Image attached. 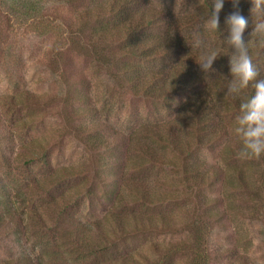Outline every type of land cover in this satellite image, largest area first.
Wrapping results in <instances>:
<instances>
[{
  "label": "rangeland",
  "instance_id": "374dc122",
  "mask_svg": "<svg viewBox=\"0 0 264 264\" xmlns=\"http://www.w3.org/2000/svg\"><path fill=\"white\" fill-rule=\"evenodd\" d=\"M29 1L34 4L36 19L41 20L39 28L28 12L14 14L18 0H0V207L8 211L9 202L18 213H27L46 205L48 197L35 196L33 183L45 180L53 169L68 167L76 176L51 191L54 196L65 195L67 200L59 203L70 201L71 218L64 221V229L82 227L118 207L117 211L123 210L130 218L133 213L152 220L163 218L155 231H137L124 239L119 248L127 255L157 260L155 245L165 248L190 237L195 242L192 250L169 255V264H264V159L226 156L225 143H240L233 132L235 117L224 118L229 133L222 137V149L197 152L200 160L207 158V166L222 171V181L204 182L192 190H186L181 169L176 167L179 158L168 148L156 145L162 163L156 165H144L138 153L126 147L117 146L119 152L93 149L84 130L89 123L103 124L106 143H114L118 131L143 142L141 125L160 126L175 114L150 99L131 97L120 87L125 77L113 66L122 63L119 56L107 68L80 49L78 38L89 41V31L82 35L78 24L66 31L64 23L76 22L84 6L82 0L72 4L70 0ZM148 1L169 8L172 17L179 18L180 30L174 34L187 43L184 62L198 56L205 42L199 49L192 43L196 32L205 35L202 24L207 17L202 0ZM177 59L180 56L134 63L143 71L156 70L175 66ZM197 71L207 74L199 65ZM89 111L93 116L86 114ZM180 133L192 142L195 139L194 133L179 129ZM114 160L119 163L114 165ZM234 167L243 172L245 182L237 177ZM133 180L150 192L152 200L146 206L139 202L126 205L134 186L127 191L126 183ZM201 193L206 195L204 202H200ZM162 195L169 199L158 204ZM122 197L126 203H120ZM206 200L211 201V208ZM201 215L211 216L205 225L196 223L202 221ZM12 229V224L1 229L6 245H0V259L5 258V248L12 247V242L26 238L13 234ZM56 240L53 233H38L28 239L27 250L52 264L82 263L74 262L75 256L59 248Z\"/></svg>",
  "mask_w": 264,
  "mask_h": 264
},
{
  "label": "trees",
  "instance_id": "16d2710c",
  "mask_svg": "<svg viewBox=\"0 0 264 264\" xmlns=\"http://www.w3.org/2000/svg\"><path fill=\"white\" fill-rule=\"evenodd\" d=\"M76 1L70 0L69 3ZM82 1L84 6L76 22L71 23L69 20L64 23L66 31L68 27H75L77 24L81 27L78 31H82V35L84 31H89L87 35V38H90L89 41L78 38L80 49L95 63L107 68L119 56L122 63L113 66L117 67L116 73L125 77L120 87L131 97L150 99L160 105L163 110L166 109L175 114L173 118L160 126L152 123L141 125L139 135L143 142L137 141L135 135L127 136L118 131L121 135L114 134V143H106L103 124L97 121L89 123L84 126V130L93 142L92 148L95 146V149H102V151L119 152L117 146L126 147L127 150L129 148L136 151L144 165H156L162 164L156 145L163 146L179 158L180 164L176 167L181 169L186 190L200 188L204 182H209L208 185L221 182L222 171L210 165L207 166V158L200 160L197 152L203 149L212 152L219 146L222 149V137L225 139L229 133L224 118L238 115L240 103L251 92V89H248L237 95L227 94V85L231 80L229 61L234 54V49L227 43L228 28L224 20L230 12L235 10L231 0H225L220 13V29L215 34L204 33L205 35L201 36L205 42L202 52H217L212 71L206 75L197 71L198 57L202 52L198 56L195 54L192 58L187 57L190 61L184 62L187 43L176 39L174 32L180 30L181 23L179 18L172 17V14L168 12L169 8L148 0ZM30 2L18 0V3H14V14L24 15L28 12V15H31V21L36 20L35 26L39 28L41 20L39 17L36 19L34 4H29ZM211 4L212 0H202L201 5L205 13L211 10ZM238 7L241 13L249 18L245 40L248 43L249 55L260 73L258 79H264V33L253 31L257 23L264 22V17L251 16L250 0H240ZM75 40L72 39L77 44ZM178 56L180 59H177L175 66L156 70L154 68L143 71L134 63V61L153 63ZM86 114L93 116L94 113L89 111ZM179 129L194 133V141L179 134ZM240 147V143L232 142L223 145L226 156L231 158H238ZM42 157H45V152ZM260 158L264 159V156ZM118 163L114 160V165ZM234 172L241 181L245 182L240 169L234 167ZM74 176L76 174L72 173L68 167H60L53 169L45 180L35 181L32 186L33 194L41 198L48 197L45 200L46 205L40 207L41 209L35 206L31 212L18 213L17 207L9 202L3 203L9 210L0 207V232L1 229L6 228V225L12 224L14 228L12 233H18V236H26V238L21 240V243L19 240L16 243L12 242V247L5 248L7 253L5 258L0 259V264H52L53 262L44 257H36L27 250L28 239L38 233L55 234L56 242L59 244L57 246L70 252L72 257L75 256L74 262L82 261L81 264H169V255L192 250L195 245L190 237L170 243L165 248L155 245L154 249L159 259L151 261L146 257H134L122 253L119 245L124 242V239L131 237L137 231H155L158 228V221L163 218L152 220L151 217L148 219L135 213L130 218L129 215L124 214L123 210L117 211L118 207L116 211H109V214L82 227L74 226L64 229L62 225L71 218L68 213L70 201H64L65 204L59 203L66 198L65 195L54 196L51 191ZM131 182V184L126 183L125 189L128 191L134 184L129 189L131 194L133 193L132 198L127 199L126 203L125 197H122L120 203L123 204L124 201L126 205H135L139 202L146 206L145 204L152 200L150 192L140 189V183H134L135 180ZM201 196L200 202H204L206 195L201 193ZM162 197L164 198L158 204H164L169 199L168 195H162ZM210 202L206 200L207 206L212 205ZM122 206L125 205H120ZM200 218L202 221H196V223L206 222L211 216L204 218L201 215ZM147 220L149 221L146 222ZM165 225L167 223L163 222L164 227ZM0 245H6L2 236ZM194 259L199 262L197 256Z\"/></svg>",
  "mask_w": 264,
  "mask_h": 264
},
{
  "label": "clouds",
  "instance_id": "9594fccd",
  "mask_svg": "<svg viewBox=\"0 0 264 264\" xmlns=\"http://www.w3.org/2000/svg\"><path fill=\"white\" fill-rule=\"evenodd\" d=\"M225 0H212L211 10L206 12L202 28L204 33L215 34L221 26L220 13ZM234 11L224 20L228 28L227 43L234 49L230 64L231 80L227 85L228 95H237L251 89L238 108V115L233 121V132L240 142L238 158L251 159L264 156V79H258L260 73L249 55L245 32L249 26V18L239 10L240 0H231ZM250 14L264 17V0H250ZM253 31L264 33V22L257 23ZM201 33L193 35V48H201ZM217 58L216 51H204L198 57L200 69L208 73L212 71Z\"/></svg>",
  "mask_w": 264,
  "mask_h": 264
}]
</instances>
